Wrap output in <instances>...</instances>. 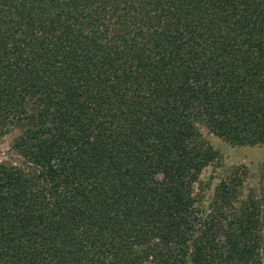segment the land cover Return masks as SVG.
<instances>
[{
  "label": "trees",
  "instance_id": "obj_1",
  "mask_svg": "<svg viewBox=\"0 0 264 264\" xmlns=\"http://www.w3.org/2000/svg\"><path fill=\"white\" fill-rule=\"evenodd\" d=\"M0 264H264L203 130L264 145V0H0Z\"/></svg>",
  "mask_w": 264,
  "mask_h": 264
},
{
  "label": "rangeland",
  "instance_id": "obj_2",
  "mask_svg": "<svg viewBox=\"0 0 264 264\" xmlns=\"http://www.w3.org/2000/svg\"><path fill=\"white\" fill-rule=\"evenodd\" d=\"M206 139L220 152L223 157L221 163L207 168L202 177L198 191L201 192V206L207 209L217 186L235 167L245 166L248 176L245 181L244 192L250 189L259 190L261 175L264 168V145L234 146L219 137L203 130ZM21 131L14 130L0 137V163L21 165L23 158L15 148V143ZM154 264V263H151Z\"/></svg>",
  "mask_w": 264,
  "mask_h": 264
}]
</instances>
